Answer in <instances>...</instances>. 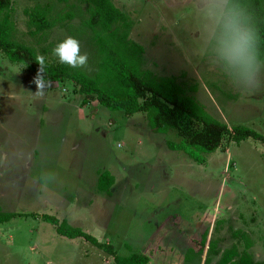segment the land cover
Listing matches in <instances>:
<instances>
[{"label":"rangeland","instance_id":"374dc122","mask_svg":"<svg viewBox=\"0 0 264 264\" xmlns=\"http://www.w3.org/2000/svg\"><path fill=\"white\" fill-rule=\"evenodd\" d=\"M11 1L18 41L34 48L24 10L73 13L51 31L50 46L71 36L88 56L84 67L92 65L86 4ZM111 2L133 22L129 38L144 49V70L176 77L213 119L264 136V69L254 90L232 82L205 48L201 0ZM33 80L0 51V209L16 214L0 223V264H114L84 239L60 236L44 215L111 244L119 256L144 254L148 264H218L220 255L205 260L207 247L199 253L204 230L220 240L221 253L235 246V254L264 264L262 144L247 139L198 164L171 151L177 132L155 133L144 113L82 105L70 83L48 84L39 98ZM103 172L115 179L110 194L97 189Z\"/></svg>","mask_w":264,"mask_h":264},{"label":"trees","instance_id":"16d2710c","mask_svg":"<svg viewBox=\"0 0 264 264\" xmlns=\"http://www.w3.org/2000/svg\"><path fill=\"white\" fill-rule=\"evenodd\" d=\"M86 4L87 28L90 35L85 38L93 63L88 67L73 68L61 63L53 54L49 43L51 31L73 13L55 16L48 6H37L24 10L28 35L38 47L20 43L11 0H0V51L11 61L23 64L35 77L39 69L36 56L45 58V80L51 83H70L74 92L83 96L82 105L97 101L111 111L122 110L126 116L144 113L151 129L158 134L177 132L179 142H167L171 151L183 152L198 164H205L207 156L218 149L225 151L231 144L247 139L259 142L264 147V136L242 126H228L209 116L204 107L187 95L176 77H159L144 70V49L129 38L133 22L117 9L111 0H79ZM247 26L258 36L259 57H264V1L230 0ZM82 15V14H81ZM81 15H79L81 17ZM83 39V38H82ZM115 184L114 177L100 173L97 180L99 192L110 194ZM16 214L0 209V223L7 222ZM43 219L55 227L56 232L68 239L82 238L106 253L114 264H148L149 257L131 253L119 256L111 244L101 243L81 229L44 215ZM220 240H207L205 233L200 242V255L207 247L206 259L220 255L218 264H254L250 253L235 254L236 247L221 253ZM218 244V245H217ZM235 247V248H234ZM251 246H246L249 250ZM249 248V249H248ZM252 261V262H251Z\"/></svg>","mask_w":264,"mask_h":264},{"label":"clouds","instance_id":"9594fccd","mask_svg":"<svg viewBox=\"0 0 264 264\" xmlns=\"http://www.w3.org/2000/svg\"><path fill=\"white\" fill-rule=\"evenodd\" d=\"M199 10L205 20L204 45L215 62L236 86L258 88L264 63L259 57L258 36L245 24L242 13L230 0H201ZM53 54L73 68L86 66L88 60L86 53L80 54L78 40L71 36L60 42ZM36 62L39 69L33 80L37 88L34 95L43 98L48 87L44 56L37 55Z\"/></svg>","mask_w":264,"mask_h":264},{"label":"crops","instance_id":"0c3cea01","mask_svg":"<svg viewBox=\"0 0 264 264\" xmlns=\"http://www.w3.org/2000/svg\"><path fill=\"white\" fill-rule=\"evenodd\" d=\"M197 218H198V217H196V219L193 220V221H195L196 224L198 223ZM205 233H206V232H205V230H204V231H202V234L200 235L199 247H201L200 242H201V239H202V237H203V235H204ZM209 239H210V238H209ZM209 239H207V240L209 241ZM196 241H197V240H196Z\"/></svg>","mask_w":264,"mask_h":264}]
</instances>
